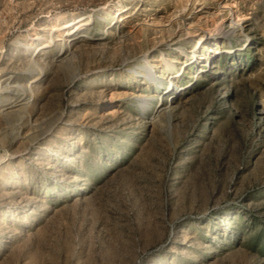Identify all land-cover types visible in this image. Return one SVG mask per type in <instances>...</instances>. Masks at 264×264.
I'll list each match as a JSON object with an SVG mask.
<instances>
[{"label":"rangeland","instance_id":"obj_1","mask_svg":"<svg viewBox=\"0 0 264 264\" xmlns=\"http://www.w3.org/2000/svg\"><path fill=\"white\" fill-rule=\"evenodd\" d=\"M0 264H264V0H0Z\"/></svg>","mask_w":264,"mask_h":264},{"label":"bare ground","instance_id":"obj_2","mask_svg":"<svg viewBox=\"0 0 264 264\" xmlns=\"http://www.w3.org/2000/svg\"><path fill=\"white\" fill-rule=\"evenodd\" d=\"M237 25H238V23L236 22V19L233 17V25H231L232 26L231 28H235L236 29Z\"/></svg>","mask_w":264,"mask_h":264}]
</instances>
